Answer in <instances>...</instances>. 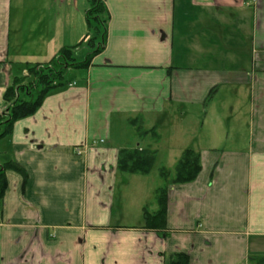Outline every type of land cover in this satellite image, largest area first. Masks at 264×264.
Wrapping results in <instances>:
<instances>
[{"label": "crops", "instance_id": "0c3cea01", "mask_svg": "<svg viewBox=\"0 0 264 264\" xmlns=\"http://www.w3.org/2000/svg\"><path fill=\"white\" fill-rule=\"evenodd\" d=\"M105 2V50L0 139V169L13 162L27 175L6 171L0 264H173L179 254L189 264H257L264 257V0ZM89 9L90 0H0V115L26 65L87 42ZM222 89L237 98L230 112L247 114L248 131L225 141L237 149H199L197 180L169 187L167 230L143 229V210H158L145 200L140 225L121 224L129 213L118 154L129 136L114 138L111 115L120 127L176 105L185 115L209 107Z\"/></svg>", "mask_w": 264, "mask_h": 264}, {"label": "rangeland", "instance_id": "374dc122", "mask_svg": "<svg viewBox=\"0 0 264 264\" xmlns=\"http://www.w3.org/2000/svg\"><path fill=\"white\" fill-rule=\"evenodd\" d=\"M90 37L88 36V40ZM87 42L80 44L74 52L78 61L84 60L90 50ZM78 72L82 73L83 70L71 69L66 75V81H72L73 75ZM236 99L232 89H222L216 94L214 102L205 109L191 106L184 111L185 115H182L183 112L180 111L182 107L176 105L173 108L174 112L168 111L171 110L170 107L163 115L150 112L125 119V127H120L122 122L116 118V114L111 115L114 138L128 135L129 140L125 143L128 149H149L154 152L156 158L154 167L148 175L120 174L119 184H126L121 190H124L126 195L123 202L129 213V217L121 224L131 227L140 225L142 217H137V213L138 210L141 212L138 206L143 200L150 211L158 205L156 191L166 187L173 178L175 166L186 148H194L196 151L208 147L227 151L237 149V144L225 142L230 139L229 137L240 136L248 131L247 114L243 111L234 114L230 112V107L235 104ZM133 118L139 119L135 126L130 123ZM154 126L155 132L151 131ZM138 127L141 128V132ZM164 170L169 173L167 177L162 175Z\"/></svg>", "mask_w": 264, "mask_h": 264}, {"label": "trees", "instance_id": "16d2710c", "mask_svg": "<svg viewBox=\"0 0 264 264\" xmlns=\"http://www.w3.org/2000/svg\"><path fill=\"white\" fill-rule=\"evenodd\" d=\"M106 0H90V9L86 13V22L90 33L88 40L89 52L82 61L75 57L77 47L63 48L60 53L44 64L26 65V74L14 77L3 95L7 110L0 115V126L5 130L0 134V139L9 136L17 121L32 117L42 107L46 98L59 87L67 84L66 75L71 69H86L93 59L101 54L108 38L110 14ZM93 33V35H91ZM139 119H132L130 123L137 125ZM139 128V127H138ZM139 128V132H141ZM151 131L155 132V128ZM146 134V132H144ZM156 158L149 149H122L118 154V170L123 174L148 175L151 173ZM14 170L21 174L25 180V171L13 162L0 169V201L3 200L8 189L6 171ZM202 172L201 155L193 148L184 150L175 166V174L167 186L157 190L158 210L150 213L144 210L143 229L150 231L167 230L169 187L187 185L195 182ZM169 173L162 172L164 177ZM186 255H177L173 264H189ZM257 264H264V257Z\"/></svg>", "mask_w": 264, "mask_h": 264}, {"label": "built area", "instance_id": "2783aa9c", "mask_svg": "<svg viewBox=\"0 0 264 264\" xmlns=\"http://www.w3.org/2000/svg\"><path fill=\"white\" fill-rule=\"evenodd\" d=\"M78 153H79V154H81V152H80V151H78Z\"/></svg>", "mask_w": 264, "mask_h": 264}]
</instances>
